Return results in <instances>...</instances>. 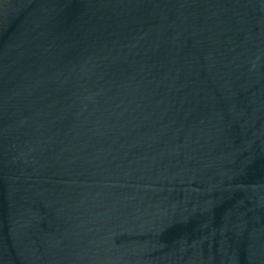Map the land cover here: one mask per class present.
I'll return each instance as SVG.
<instances>
[{
  "label": "water",
  "instance_id": "water-1",
  "mask_svg": "<svg viewBox=\"0 0 264 264\" xmlns=\"http://www.w3.org/2000/svg\"><path fill=\"white\" fill-rule=\"evenodd\" d=\"M0 264H264V0H0Z\"/></svg>",
  "mask_w": 264,
  "mask_h": 264
}]
</instances>
